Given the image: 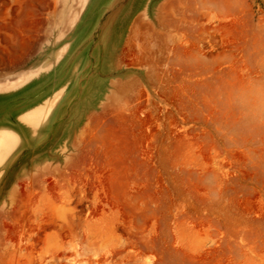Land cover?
Listing matches in <instances>:
<instances>
[{"label":"rangeland","instance_id":"1","mask_svg":"<svg viewBox=\"0 0 264 264\" xmlns=\"http://www.w3.org/2000/svg\"><path fill=\"white\" fill-rule=\"evenodd\" d=\"M128 2L0 0V264H264V0Z\"/></svg>","mask_w":264,"mask_h":264},{"label":"crops","instance_id":"2","mask_svg":"<svg viewBox=\"0 0 264 264\" xmlns=\"http://www.w3.org/2000/svg\"><path fill=\"white\" fill-rule=\"evenodd\" d=\"M116 4L118 3H123V2H126V3H129L128 0H114ZM134 4H140V0H134L133 2ZM128 5V4H126ZM138 10H142L141 8H139ZM145 10V9H144Z\"/></svg>","mask_w":264,"mask_h":264},{"label":"bare ground","instance_id":"3","mask_svg":"<svg viewBox=\"0 0 264 264\" xmlns=\"http://www.w3.org/2000/svg\"><path fill=\"white\" fill-rule=\"evenodd\" d=\"M235 29V28H234ZM229 39V38H228ZM234 42V40H232ZM229 42V41H228ZM175 99V98H174ZM144 122V121H143ZM151 122V121H150Z\"/></svg>","mask_w":264,"mask_h":264}]
</instances>
